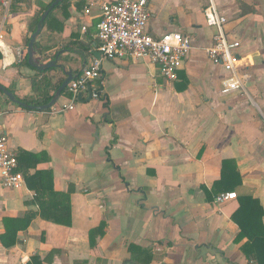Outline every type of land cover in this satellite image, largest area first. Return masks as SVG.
<instances>
[{"label":"crops","instance_id":"0c3cea01","mask_svg":"<svg viewBox=\"0 0 264 264\" xmlns=\"http://www.w3.org/2000/svg\"><path fill=\"white\" fill-rule=\"evenodd\" d=\"M116 1L68 0L55 9L33 61L57 58V66L39 72L22 59L51 0H0V86L22 103L52 97L67 72L75 78L97 59L99 5ZM210 1L227 19L228 38L240 42L241 92L221 94L231 75L205 54L215 34L204 19ZM148 9L150 36L192 39L176 81L161 78L148 61L114 59L103 61L100 80L91 82L102 98L81 94L73 110L58 111L70 104L67 90L44 111L7 102L0 91L8 147L36 155L29 174L51 171L54 190L71 202L69 227L35 217L12 247L0 243V264H124L129 245L149 250V264H255L242 252L247 240L235 242L237 199L216 203L212 190L222 163L234 162L240 185L232 193L258 201L264 226V0H149ZM34 197L26 184L0 186V235L3 218L37 213ZM101 223L103 234L90 245L89 233Z\"/></svg>","mask_w":264,"mask_h":264},{"label":"built area","instance_id":"2783aa9c","mask_svg":"<svg viewBox=\"0 0 264 264\" xmlns=\"http://www.w3.org/2000/svg\"><path fill=\"white\" fill-rule=\"evenodd\" d=\"M148 1L117 0L99 5V22L96 25L99 58L93 59L68 83L66 90L70 95V104L60 107L58 111L73 110L78 96L87 93L88 87L91 98H99L100 91L93 88L91 82L100 80L103 61H148L156 67L161 78L170 82L177 80L178 72L193 49L192 39L178 32L164 33L157 38L150 36L147 32L150 18ZM92 6L88 1L79 19L77 28L82 33L86 30L85 20L90 16ZM204 19L206 26L215 30L205 54L212 64L222 66L231 75L223 82L221 94L243 91L236 73L240 42L228 38L224 30L227 19L212 1L204 10ZM23 54L19 51L18 57L21 58ZM24 185L23 175L18 172L17 153L8 147L6 137L0 130V186L19 190ZM234 198L235 193H224L218 195L215 201L222 203Z\"/></svg>","mask_w":264,"mask_h":264},{"label":"trees","instance_id":"16d2710c","mask_svg":"<svg viewBox=\"0 0 264 264\" xmlns=\"http://www.w3.org/2000/svg\"><path fill=\"white\" fill-rule=\"evenodd\" d=\"M55 0H51L50 4ZM68 0H63L53 10L50 11L43 23L40 22L39 17L35 20V27L31 29L34 33L37 25L42 26L46 23L51 13L58 8H65ZM49 4V5H50ZM46 6L44 10L49 7ZM29 40H27L28 44ZM37 42L33 44V52L37 50ZM1 58V55H0ZM22 63L27 64L26 58L22 59ZM61 85V84H60ZM66 89L61 93L63 94ZM100 98L101 95L99 96ZM51 96H43L25 103L40 106L45 105L51 100ZM6 101L9 100L6 98ZM36 155L21 152L18 156V172L22 173L24 181L28 190L34 193V202L38 208L37 213L29 212L21 218H3L4 232L0 235V243L5 248L12 247L17 241V234L20 231L26 230L32 220L39 216L41 219L69 227L71 225V202L70 194L57 192L53 188V176L48 170H35L33 174L28 172V162ZM240 185L238 171L234 162L225 161L222 163L220 179L214 183L213 192L217 197L220 194L232 193L234 189ZM238 202L237 210L232 214V221L238 226L239 233L236 236L235 242L239 243L246 239V243L242 246V252L249 261L255 264H264V226L261 223L263 209L258 201L248 196H236ZM104 223L89 233L90 245L94 244L93 237L95 235L103 234ZM57 251H52L51 257ZM130 259L124 264H149L152 260L151 252L142 249L135 245L128 246ZM35 259V257H34Z\"/></svg>","mask_w":264,"mask_h":264},{"label":"water","instance_id":"95a60500","mask_svg":"<svg viewBox=\"0 0 264 264\" xmlns=\"http://www.w3.org/2000/svg\"><path fill=\"white\" fill-rule=\"evenodd\" d=\"M62 1L63 0H55L54 2H52L50 4V6L45 10V12L40 17V22L43 23L45 21L46 17L48 16V14L50 13V11L53 10ZM41 30H42V26H38L37 29L35 30V32L31 35V38H30V40L27 44V48H26V58H27V63L29 66H31L32 68L36 69L39 72H44L50 68L56 67L57 66L56 62L58 60L56 58L54 61L49 62V63L44 64V65H38V64L34 63V61H33V44L35 43L36 38H37V36ZM97 58H99V54H97ZM72 79H73V76H72L71 72H67L65 80L59 86V88L56 90V92L52 96L51 100L47 104L41 105V106H31V105L22 103V102L18 101L10 91L6 90L5 88H3L1 86H0V91L8 98V100H10L14 104H17L21 108L33 110V111H44V110L50 109L57 102L61 93L65 90L68 83ZM87 94H88L87 100H90L91 94H90V88L89 87L87 88ZM78 101H81V95L78 96Z\"/></svg>","mask_w":264,"mask_h":264},{"label":"rangeland","instance_id":"374dc122","mask_svg":"<svg viewBox=\"0 0 264 264\" xmlns=\"http://www.w3.org/2000/svg\"><path fill=\"white\" fill-rule=\"evenodd\" d=\"M64 94V93H63Z\"/></svg>","mask_w":264,"mask_h":264}]
</instances>
